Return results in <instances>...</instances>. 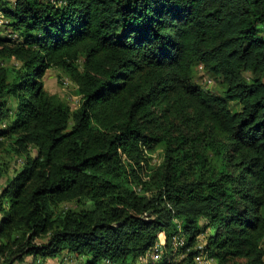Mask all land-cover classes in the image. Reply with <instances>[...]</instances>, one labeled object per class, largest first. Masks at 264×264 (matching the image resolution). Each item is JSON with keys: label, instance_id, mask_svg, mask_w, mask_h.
Listing matches in <instances>:
<instances>
[{"label": "trees", "instance_id": "1", "mask_svg": "<svg viewBox=\"0 0 264 264\" xmlns=\"http://www.w3.org/2000/svg\"><path fill=\"white\" fill-rule=\"evenodd\" d=\"M0 12V149L23 158L0 187V264H136L175 220L187 244L216 226L219 264H262L264 0H0ZM51 68L76 85L75 109L44 88ZM71 201L81 208L60 209Z\"/></svg>", "mask_w": 264, "mask_h": 264}, {"label": "rangeland", "instance_id": "2", "mask_svg": "<svg viewBox=\"0 0 264 264\" xmlns=\"http://www.w3.org/2000/svg\"><path fill=\"white\" fill-rule=\"evenodd\" d=\"M12 1V0H8ZM0 29L3 28L4 24L6 23V19L3 16V14L0 12ZM263 31L261 34L264 36V26ZM3 34H5L3 32ZM8 36L14 37L15 35L10 33ZM43 80V86L44 88L51 94L58 95L62 100H64L69 107L73 110L75 109L79 104V98L80 96L77 94L76 91V85L59 69L57 68H51L48 69L45 74L42 77ZM264 80V78H263ZM195 81L200 84L203 88L212 91L214 93H220L221 88L219 85L214 81L210 75L206 74L203 69L198 66L195 71ZM32 154H35V151L32 152ZM153 162H156L159 158L158 153H154L152 155ZM0 161L7 162L8 166L6 168V172L4 175L0 178V187H3L9 178H12L16 175L18 171H20L23 163V158L20 157H10L6 152H3L0 149ZM66 209V208H74V209H80L81 204L76 203L75 201L66 202L63 203L60 206V209ZM204 219H201L199 221V226L204 223ZM217 230L216 226H210L208 229L205 230L204 237L207 239V237L210 234H214ZM190 234L185 233L184 237L188 238ZM44 241V239H38L37 242ZM261 246L264 249V239L261 241ZM35 264H75L74 260L65 259L64 255L63 257L61 255H58L55 258H45L41 259L38 258L34 261ZM19 264V263H16ZM20 264H33L32 257L28 256L24 259V261Z\"/></svg>", "mask_w": 264, "mask_h": 264}, {"label": "built area", "instance_id": "3", "mask_svg": "<svg viewBox=\"0 0 264 264\" xmlns=\"http://www.w3.org/2000/svg\"><path fill=\"white\" fill-rule=\"evenodd\" d=\"M175 222L177 232L172 234L169 239L164 233H160L154 245L144 252L136 264H219L207 247L205 231L196 234L191 244H187L185 233L181 231L179 222L177 220ZM261 262L264 264V254ZM234 264L249 263L236 260Z\"/></svg>", "mask_w": 264, "mask_h": 264}]
</instances>
